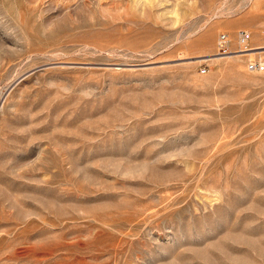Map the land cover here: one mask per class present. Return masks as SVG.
I'll use <instances>...</instances> for the list:
<instances>
[{
    "label": "rangeland",
    "instance_id": "obj_1",
    "mask_svg": "<svg viewBox=\"0 0 264 264\" xmlns=\"http://www.w3.org/2000/svg\"><path fill=\"white\" fill-rule=\"evenodd\" d=\"M248 61L264 0H0V264H264Z\"/></svg>",
    "mask_w": 264,
    "mask_h": 264
},
{
    "label": "built area",
    "instance_id": "obj_2",
    "mask_svg": "<svg viewBox=\"0 0 264 264\" xmlns=\"http://www.w3.org/2000/svg\"><path fill=\"white\" fill-rule=\"evenodd\" d=\"M250 35L247 32L240 31L237 34V41L239 45L246 46V42L249 40ZM231 41L228 36L225 34H220L217 40V47L219 53H225L230 47ZM246 71L247 72H263L264 65L260 62L248 61L246 63Z\"/></svg>",
    "mask_w": 264,
    "mask_h": 264
},
{
    "label": "bare ground",
    "instance_id": "obj_3",
    "mask_svg": "<svg viewBox=\"0 0 264 264\" xmlns=\"http://www.w3.org/2000/svg\"><path fill=\"white\" fill-rule=\"evenodd\" d=\"M242 47H244V48H242L243 50L242 51H246V50H249L246 46H242ZM246 56H250L251 54L250 53H247V54H245ZM252 62V61H251Z\"/></svg>",
    "mask_w": 264,
    "mask_h": 264
}]
</instances>
